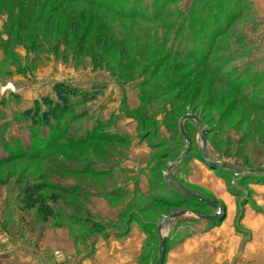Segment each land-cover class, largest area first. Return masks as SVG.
Returning <instances> with one entry per match:
<instances>
[{"label":"rangeland","instance_id":"374dc122","mask_svg":"<svg viewBox=\"0 0 264 264\" xmlns=\"http://www.w3.org/2000/svg\"><path fill=\"white\" fill-rule=\"evenodd\" d=\"M123 1L126 11L133 7L132 12L144 20L141 26L149 33L129 19L100 11L98 21L88 27L82 23L72 40L71 19L84 7L66 3L45 29L46 42L39 38L36 48L28 50L29 44L23 48L5 36L17 2L0 0V44L5 42V48L0 45L2 262L19 254L30 264H61V251H48L39 244L45 229L52 233L63 229L77 246L94 244L105 230L123 232L130 220L144 227L143 264L158 261L160 237L167 238L161 263L165 264L184 239L204 234L225 219L223 213L218 221L203 222L187 213L167 221L157 232L167 214L189 208L182 203L180 208L159 209L154 200L174 203L189 197L176 188L184 184L186 192L195 191L186 184L193 168L189 162L203 164L202 154L228 168L205 164L236 201L233 223L243 241L251 232L239 223L242 208L250 206L264 216V173H243L264 170V0ZM64 33L68 44L57 40ZM82 33L87 34L84 42L79 40ZM56 84H65L78 95L72 113L60 120V133L48 141L46 132L33 130L26 114L43 97H53ZM186 115L195 118L181 122ZM96 126H106L104 131L113 136H97L105 142L98 139L84 145L67 141L85 138V132ZM205 129L212 133L205 134L203 144ZM118 138L127 146L115 143ZM186 147L181 165L171 173L165 175L169 160L162 162L165 168L157 164L153 168V158L161 152L168 150L174 162ZM89 170L101 173L91 175ZM139 179L147 186L139 189ZM33 183L52 188L44 192L46 198L59 197L52 206L57 219L42 222L36 211H20L19 191ZM127 184H134V189L124 191ZM66 189L78 197L63 194ZM94 199L106 202L117 220L91 210ZM201 211L209 217L216 214L207 205ZM90 221L103 224V231L83 224ZM51 238L55 236L49 234Z\"/></svg>","mask_w":264,"mask_h":264},{"label":"crops","instance_id":"0c3cea01","mask_svg":"<svg viewBox=\"0 0 264 264\" xmlns=\"http://www.w3.org/2000/svg\"><path fill=\"white\" fill-rule=\"evenodd\" d=\"M135 154L139 155V153ZM124 166L122 163V169H126ZM189 166H193V168L190 175L187 176L186 184L193 187L192 189L196 193L204 196H207L205 195L207 192H212L213 196L208 198L218 202L223 209L225 219L218 227L204 234L191 235L184 239L179 247L169 253L165 264H264V216L258 214L250 206L242 208V218L239 223L251 232L250 239L243 241L239 232H236L233 223L237 212L236 201L227 192L225 182L215 177L213 172L208 169L209 167L205 166V163L193 160L189 162ZM140 181L141 179L137 180L139 189L144 185L147 186L145 181L143 184ZM183 186L184 184H181L176 188V191L181 195L186 194L187 191ZM215 187H217L216 191H214ZM128 189L133 190L134 184H127L123 190ZM95 199L91 210L101 212L109 219L116 221L117 213H114V217L111 213L112 209L106 202H97ZM110 214L113 218L109 216ZM141 220L144 221L142 218ZM203 222L207 221L203 220ZM165 223L163 225L170 222ZM125 226L127 227L123 232L105 230L98 234L99 237L94 244L88 241L85 245L78 244L77 246L68 239L67 233L63 229H57L54 233L45 229L44 237L39 244L48 251H61L63 257L58 258L61 260V264H143L146 235L140 227L141 223L132 222L130 224L129 220L126 221ZM25 234L23 232L22 236ZM49 234L54 235L55 239H49ZM92 248L95 249L93 254ZM253 252L256 253L253 254ZM28 261L29 259L22 255L13 254V257H9L5 262L0 261V263L30 264Z\"/></svg>","mask_w":264,"mask_h":264},{"label":"trees","instance_id":"16d2710c","mask_svg":"<svg viewBox=\"0 0 264 264\" xmlns=\"http://www.w3.org/2000/svg\"><path fill=\"white\" fill-rule=\"evenodd\" d=\"M17 2V13L13 16L9 17L11 21V26L5 29V36L9 38V41L15 45H22L23 48H26V44H29V47L26 48L28 50L35 49L38 43V39L41 38L43 42H46L45 39V29L51 23V20L55 14L58 12V9L64 6V4H74L78 3L82 5L84 8H79L78 16L72 18L71 21L73 22V26L71 28L72 40L76 38L77 32L76 30L79 29L82 23L86 22L87 27L93 23L94 20L98 21V14L97 12L103 11L112 14L116 17H121L124 19L131 20L139 30L145 29L147 31L146 26L142 25V19L137 14L132 12L133 7H130L128 11H126V7L124 6L123 0H53L48 3L49 0H41L42 3L38 4L37 0H27L25 4H20L23 0H15ZM123 3V4H122ZM123 5V7L121 6ZM46 7H49V10L46 11ZM123 8V9H122ZM37 9V10H36ZM123 11V12H122ZM127 12V13H125ZM123 13L126 14L123 17ZM58 26V23H57ZM39 27V28H38ZM41 27H43L41 29ZM43 31V32H42ZM149 33V31H147ZM11 34H14V40L12 39ZM87 34L82 33L80 35L79 40L83 41L86 39ZM62 44H68V37L66 34H62V40L57 39ZM4 43H1V47H4ZM99 56V55H98ZM100 57H98L99 59ZM53 97H43L39 102H36L33 108L30 110L29 113L26 114L29 121L31 122V126L33 130H37L39 133L43 131L49 135L48 141H51L52 137H56V134L61 130L58 126L60 120L63 118L64 115L72 113V109L74 108L75 102L73 99L78 95L76 94V90L72 89L71 87L65 84H56L53 87ZM187 130L192 129V125L185 124L184 125ZM106 126H96L95 129L91 133L85 132V138H76V140L67 139V141H71V144L75 145H84L90 142L96 141L100 139V141L105 142V138L109 136H113L110 133L104 131ZM96 132V134H95ZM60 133V132H59ZM212 133V130H207L206 134ZM97 136H103L105 138H97ZM189 139H191L190 135H188ZM109 139V138H108ZM61 141V140H59ZM109 141V140H106ZM115 143H119L120 145H125V140L123 138H118ZM35 156L37 154H34ZM29 156H33L29 155ZM39 159L38 157H29L27 159ZM22 159V158H21ZM155 160V161H154ZM169 160L173 162L174 158H171L170 153L168 150H165L163 153L161 152L156 158H153V162L156 166L164 167L165 165L162 163L163 161ZM202 160V159H201ZM91 175H99L101 172L96 170H89L87 172ZM108 173V172H104ZM168 182V180H167ZM166 182V183H167ZM50 186L41 184V183H33V184H26L18 194L19 199V209L23 212H30L36 211L37 218L42 222H47L52 219H57L59 214L54 213V209L52 206L56 205L59 201V197L56 196H44V192L46 190H50ZM65 195H70L74 197H78L74 194V190L66 189V191L62 192ZM184 197V195H183ZM165 199V198H164ZM155 205L161 208H180L182 203L185 204L182 207L189 208L190 210H198L202 213L201 207L205 204L199 202L195 199L184 197L178 199V202L171 203L170 201H162L159 198L154 200ZM193 205V206H191ZM194 208V209H191ZM164 211V210H163ZM166 214V213H164ZM168 215V214H167ZM166 215V216H167ZM60 218V217H59ZM89 229H97L103 231V224L94 223V222H85ZM144 227L141 226V229ZM145 233V232H144Z\"/></svg>","mask_w":264,"mask_h":264},{"label":"water","instance_id":"95a60500","mask_svg":"<svg viewBox=\"0 0 264 264\" xmlns=\"http://www.w3.org/2000/svg\"><path fill=\"white\" fill-rule=\"evenodd\" d=\"M194 118H195L194 116L186 115V116H184L181 119V122H184L185 120H193ZM181 132L183 134L182 130H181ZM206 132H207L206 129L201 131V140H202L203 144L205 142V134H206ZM189 143H190L189 139L186 138L187 147H188ZM187 147L185 148V151H183L181 153V155H180V157L178 159H176L174 162H172L171 164L168 165V167L166 169V172H165V175L167 173H169L177 164L181 163L182 159L186 155ZM202 161L211 169H214V168H219V169H223V170L228 169L227 166H225L223 163H221V162H213V161H211L209 158H207L203 154H202ZM243 173L244 174H250V175H260V174L264 173V170H249V171L246 170V171H243ZM186 194L190 198L195 199V200H197L199 202H202L205 205L215 209L216 210V214L213 217H209V216L203 215L201 212L196 211V210H189V209L179 210V211H177L175 213H171V214H168L167 216H165L162 219V221L160 222L159 227L157 229V232L160 231V227L165 222L173 220V219L180 218V217H182L183 215H185L187 213L192 214V215H194V216H196L198 218L204 219V220L209 221V222L218 221V220H220L223 217V209H221V207L219 206L217 201L211 200V199L205 197L204 195L196 193V192H193V191L186 192ZM166 246H167V238L166 237H160L159 251H158L159 258H158V261L155 264H161L162 263V261L164 259V256H165V254L167 252L166 251Z\"/></svg>","mask_w":264,"mask_h":264}]
</instances>
